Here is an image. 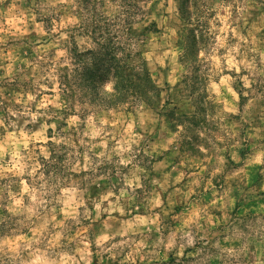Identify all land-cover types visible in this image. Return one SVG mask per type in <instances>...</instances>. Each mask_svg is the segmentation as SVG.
I'll use <instances>...</instances> for the list:
<instances>
[{"label":"clouds","instance_id":"1","mask_svg":"<svg viewBox=\"0 0 264 264\" xmlns=\"http://www.w3.org/2000/svg\"><path fill=\"white\" fill-rule=\"evenodd\" d=\"M0 264H264V0H0Z\"/></svg>","mask_w":264,"mask_h":264}]
</instances>
